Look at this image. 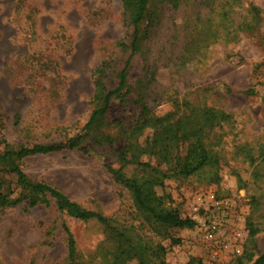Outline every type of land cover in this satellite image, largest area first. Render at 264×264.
Segmentation results:
<instances>
[{
  "label": "rangeland",
  "instance_id": "obj_1",
  "mask_svg": "<svg viewBox=\"0 0 264 264\" xmlns=\"http://www.w3.org/2000/svg\"><path fill=\"white\" fill-rule=\"evenodd\" d=\"M147 8L130 56L131 13L121 0H0V153L82 135V148L0 162V264H253L264 254V0H149ZM125 65L126 97L113 98L85 132L96 70L110 90ZM143 104L148 113L181 117L219 158L216 184L198 172L157 188L168 196L164 206L191 225L146 218L107 168L146 176L119 159L124 140L127 159L157 164L146 152L152 130L140 123ZM13 165L108 225L75 218L54 197L22 187ZM208 219L221 223L212 239Z\"/></svg>",
  "mask_w": 264,
  "mask_h": 264
},
{
  "label": "trees",
  "instance_id": "obj_2",
  "mask_svg": "<svg viewBox=\"0 0 264 264\" xmlns=\"http://www.w3.org/2000/svg\"><path fill=\"white\" fill-rule=\"evenodd\" d=\"M236 1V0H233ZM149 0H121L124 8L130 10L132 27L131 52L130 56L136 50V41L140 30V23L148 17L149 11L147 8ZM151 13V12H150ZM128 64V62H127ZM125 65L118 73L119 81L113 89L106 90L101 83L102 70L97 69L98 77L95 80V93L93 95L94 106L92 107L88 119L82 129L89 133L97 128L101 116L111 107L113 98L123 100L126 97V71ZM140 123L142 126L149 127L152 131L146 138V146L149 154L157 159L155 166H150L148 163L139 161L137 155H133L135 159H127L128 143L125 140L122 142V149L119 151V159L124 163H130L132 160L139 166H143L146 170L145 177L127 176L120 169L107 167L114 179L123 184L131 192L133 204L139 211L146 215V218L152 219L157 223H161L166 227H183L191 225L193 221L189 218L182 217L175 208H166L164 201L168 197L164 192L158 193L157 188L163 187L165 178L170 176H188L198 172H205L207 176L204 182L207 184H216L220 181L218 174L219 158L209 150L202 140V135H198L192 130L182 128L181 117L176 119L169 114L159 116L153 113H148L145 104L142 106L140 115ZM209 118L212 121L215 115L210 109ZM210 123L209 126H212ZM136 130V128H135ZM82 135H75L68 138L64 143L60 144H34L31 147L22 146L19 149H5L0 153V162L11 160L13 157H22L28 154L46 153L59 150L63 147L82 148L80 147ZM107 136L103 135L101 139L94 140L93 143L100 145ZM136 149L141 150L140 146ZM146 150V149H144ZM137 151V152H138ZM174 151V154H173ZM159 161V162H158ZM161 162L167 163L166 168L160 167ZM11 170L17 175L18 183L26 188L37 193H47L56 200L59 209H65L69 214L78 219H95L98 222L108 225V219L101 214L85 210L77 203L68 199L58 189L41 182H31L27 179L26 174L17 165H13ZM34 204L33 199L30 200ZM255 233L251 229L250 234ZM68 258L72 259L75 255L76 246L71 236L68 238ZM264 262V254L259 256L253 264H261ZM138 264H146L144 259H140Z\"/></svg>",
  "mask_w": 264,
  "mask_h": 264
},
{
  "label": "built area",
  "instance_id": "obj_3",
  "mask_svg": "<svg viewBox=\"0 0 264 264\" xmlns=\"http://www.w3.org/2000/svg\"><path fill=\"white\" fill-rule=\"evenodd\" d=\"M213 206V210H220L223 212V209L220 207V204L218 202H214L212 204ZM205 224V232H206V235L208 236V238L212 239L216 232L218 231L217 229L220 228L221 226V223L220 221H216L214 219H208L207 221L204 222Z\"/></svg>",
  "mask_w": 264,
  "mask_h": 264
}]
</instances>
